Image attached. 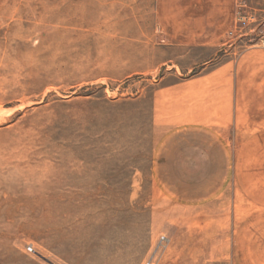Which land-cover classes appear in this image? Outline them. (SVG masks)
<instances>
[{
  "label": "rangeland",
  "instance_id": "1",
  "mask_svg": "<svg viewBox=\"0 0 264 264\" xmlns=\"http://www.w3.org/2000/svg\"><path fill=\"white\" fill-rule=\"evenodd\" d=\"M234 3L228 40L247 25L237 51L264 49V0H0V264H163L169 243H226L184 264H264V150L234 140L242 181L219 183L224 154L179 137L171 165L153 122L177 82L164 38Z\"/></svg>",
  "mask_w": 264,
  "mask_h": 264
},
{
  "label": "crops",
  "instance_id": "2",
  "mask_svg": "<svg viewBox=\"0 0 264 264\" xmlns=\"http://www.w3.org/2000/svg\"><path fill=\"white\" fill-rule=\"evenodd\" d=\"M180 24L177 22L176 28H180ZM182 24V27L192 28L189 35L178 32L168 34L163 43L166 47L161 50L159 68L175 75L177 82L162 85L164 88L153 102L154 126L160 127L156 133V139L160 140L159 151L166 154L165 160L171 161V165L173 160L176 165H182V159L176 157L181 151L180 147H176L177 138L207 141L224 154L222 166L230 169V176L225 172V179L219 183H226L228 177L231 182L236 178L237 183V178L242 181V177H236V171L234 176V169L246 165L238 162L236 157L234 159L233 141L235 153L264 150V49L237 51L242 48L245 33L251 30L247 25L239 28L240 32L244 31V35L238 36L234 42L228 40L230 37L226 33L230 35L236 28L235 3L216 6L214 20L205 22L200 19ZM200 49L209 51L204 61L192 66L181 64L193 50ZM196 70V76L188 77ZM260 138L262 143L257 142ZM245 144L253 146L244 147ZM190 151L192 149L185 150V153ZM212 158L216 157L213 155ZM184 163L194 166L187 161ZM229 197L233 199L232 194ZM217 244L221 247L226 245L169 243L161 263L184 264V259L192 252L186 248L209 249L218 247ZM195 253L191 254L193 260ZM201 263L210 264L209 260Z\"/></svg>",
  "mask_w": 264,
  "mask_h": 264
},
{
  "label": "built area",
  "instance_id": "3",
  "mask_svg": "<svg viewBox=\"0 0 264 264\" xmlns=\"http://www.w3.org/2000/svg\"><path fill=\"white\" fill-rule=\"evenodd\" d=\"M232 35V33H230V36ZM162 243H160L159 245V249L160 250H164L166 248V243H164V238L161 239ZM28 252L30 253H34L33 249H29ZM157 253V252H156ZM156 253L152 254L149 259L144 263V264H157V260H156Z\"/></svg>",
  "mask_w": 264,
  "mask_h": 264
}]
</instances>
